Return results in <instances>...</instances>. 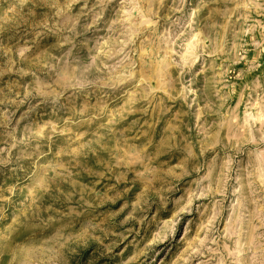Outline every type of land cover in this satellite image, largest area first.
Masks as SVG:
<instances>
[{"label": "rangeland", "instance_id": "1", "mask_svg": "<svg viewBox=\"0 0 264 264\" xmlns=\"http://www.w3.org/2000/svg\"><path fill=\"white\" fill-rule=\"evenodd\" d=\"M0 264H264V0H0Z\"/></svg>", "mask_w": 264, "mask_h": 264}]
</instances>
